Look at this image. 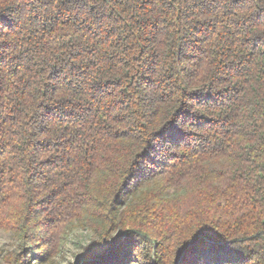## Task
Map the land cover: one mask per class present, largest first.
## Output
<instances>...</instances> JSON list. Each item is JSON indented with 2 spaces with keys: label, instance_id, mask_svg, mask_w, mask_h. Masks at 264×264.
<instances>
[{
  "label": "trees",
  "instance_id": "trees-1",
  "mask_svg": "<svg viewBox=\"0 0 264 264\" xmlns=\"http://www.w3.org/2000/svg\"><path fill=\"white\" fill-rule=\"evenodd\" d=\"M47 3L0 0L4 35L16 42L5 59L15 61L21 49L29 54L15 76L5 69L15 86L0 91L11 132L0 155V230L20 244L18 252H0V264H29V250L47 258L81 228L95 234L82 256L95 249L90 264H129L128 256L106 247L117 234L135 235L140 264H148L145 256L157 257V264H211L209 253L182 250L205 230L249 255L248 264H264V67H253L264 66V57L246 43L258 26L245 23L239 10L217 13L213 20L199 4L183 0H108L101 33L74 23L79 17L67 12V19L45 16L39 9L49 11ZM146 16L155 27L141 30L137 25ZM98 39L106 41L107 55H115L114 67L103 65L101 81L111 95L89 107L74 98L60 103L53 68L78 60L82 46ZM148 40L169 42L176 50L187 42L188 59L181 63L206 68L205 78H193L187 94L202 87L209 102L198 105V117L186 123L179 145L166 156L151 151L148 140L171 118V104L152 106L158 111L139 140L100 134L102 126L148 125L144 116L117 123L114 104L123 115L137 111L136 102L153 88L169 94L173 82L184 86L183 75L158 83L160 65L174 61L151 60L157 49L146 47ZM147 60L151 73L140 63ZM221 68L234 86L220 82Z\"/></svg>",
  "mask_w": 264,
  "mask_h": 264
},
{
  "label": "snow or ice",
  "instance_id": "snow-or-ice-1",
  "mask_svg": "<svg viewBox=\"0 0 264 264\" xmlns=\"http://www.w3.org/2000/svg\"><path fill=\"white\" fill-rule=\"evenodd\" d=\"M112 2L119 3V0H112ZM183 2L199 4L204 11L210 13L213 20L216 18L217 13L227 12L235 15V10H239L242 13L245 23L258 26V30L252 33V37L246 43L250 44L257 50L260 56L264 57V0H183ZM35 3L39 4L41 0H35ZM107 3L108 0H55L56 11L53 12L51 11L53 8L52 0H48L46 7L49 11L45 12L44 8L39 9V11L43 12L45 16H55L56 13H59V16L64 19H67L65 16V12H67L74 18L79 17V21L74 20V23L78 22L81 27L86 23L103 33L106 20L108 19L104 15ZM155 7L156 5H153V8ZM155 23V21H151L146 16L141 19V23L137 27L141 28V30L146 28L150 30V25L155 27ZM161 39H163V35ZM105 43V40L98 39L91 45L85 44L82 46V54H76L79 57L78 60H73L70 63L57 64L53 68L51 80L55 81V87L60 93V96H58L60 103L74 98L76 104H84L86 107H89L90 101L94 102L97 99L111 95L101 85V81L106 77V71L103 65L115 66V55L106 54L107 50L104 48ZM147 45H155L157 49L156 56H153L151 60L166 57L169 61H174L169 63L167 68H165L164 64L160 65L162 75L158 83L164 82L165 78L173 75H183L187 77L183 81L184 86L179 87L173 82L170 86L171 91L169 94H161L159 89L153 88L150 95L144 93L141 95L140 101L136 102L137 111L129 108L123 115L115 112V109L120 105L114 104L113 114L118 116L117 123L123 122L127 124L134 117L139 119L140 116H144L148 120V125L129 124L127 128L102 126L100 134L106 136H124L133 140H139L145 134L147 127L153 123L150 117L158 111V109L152 106L155 104H171L174 106L171 118L160 128H155L148 140V148L151 151L166 156L170 150L179 145L183 138L182 130L185 128L186 123L198 117L200 113V107L198 105H207L209 102V97L202 94L206 91L202 87L194 90L190 95L187 94L188 85L192 82L193 78L197 81L205 78L206 68L201 67L199 63L187 66L181 63V61L188 59L184 54L185 50L189 48L187 42H185L183 48L180 50H176L175 46L169 42L161 44L160 41L148 40L146 41V47ZM15 47L16 42L4 35L3 21H0V91H3L5 87L15 86V81L8 76V72L5 69H11L12 75L15 76V68L19 66L23 56L29 55L21 49L19 52H15V61H11L10 58L6 60L7 50L10 48L15 49ZM116 47H119V41L113 45L114 49ZM129 50H131V46H129ZM142 55L143 52L136 53L137 59ZM151 60L140 61L150 73L152 72ZM182 67H186V71L181 74L180 68ZM253 67L264 66L254 64ZM230 71L235 72L236 70L230 69ZM218 75L223 76V81L220 82L225 87L234 86L232 85L231 78L223 68L219 70ZM107 78L111 79L112 77L108 76ZM68 80H71L72 83L66 84L65 82ZM66 89L72 90L71 96L64 95ZM116 99L122 100V97H117ZM129 100H131V95L129 96ZM147 108H151L152 111L145 115V109ZM260 110L264 112V106H261ZM85 115H87L86 112ZM6 118L5 102L0 100V155L4 153L6 145L10 143V141L6 140V135H11V132L7 131ZM260 144L264 148V140L260 141ZM2 166L0 164V167ZM120 194L123 195V192ZM106 247L128 256L130 258L129 264H140V259L134 252L137 247L135 235L117 234ZM182 250L184 254L197 251L209 253L214 257L211 264H248L251 259L249 255H246L240 249L226 244L221 237L207 230L199 232ZM95 251V249H89L85 253L82 258L84 264H90L89 257ZM160 258H162V255ZM145 259L148 261V264H157V257L155 256H145Z\"/></svg>",
  "mask_w": 264,
  "mask_h": 264
},
{
  "label": "rangeland",
  "instance_id": "rangeland-1",
  "mask_svg": "<svg viewBox=\"0 0 264 264\" xmlns=\"http://www.w3.org/2000/svg\"><path fill=\"white\" fill-rule=\"evenodd\" d=\"M95 238V234L87 229L81 228L73 231L62 248L55 254L44 258L38 252L29 250V264H78L81 260L85 247ZM19 242L11 233L0 230V252L8 254L19 251ZM0 263H3L0 261Z\"/></svg>",
  "mask_w": 264,
  "mask_h": 264
}]
</instances>
